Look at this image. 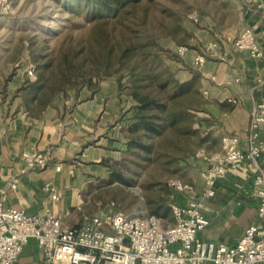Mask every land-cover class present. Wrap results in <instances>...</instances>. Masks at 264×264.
I'll return each mask as SVG.
<instances>
[{"label":"rangeland","instance_id":"1","mask_svg":"<svg viewBox=\"0 0 264 264\" xmlns=\"http://www.w3.org/2000/svg\"><path fill=\"white\" fill-rule=\"evenodd\" d=\"M242 5V0H131L114 12L90 11L75 0H13L11 12L0 18L1 103L9 115L15 112L8 108L12 105L36 118L47 107L67 112L95 94L113 95L116 112L105 127L91 128L81 146L99 141L106 155L93 162L82 151L66 162L79 175L89 206L94 201L126 213L156 214L163 226L171 225L170 204L177 191L169 181L190 183L198 167L195 153L217 146L209 130L200 68L191 62V54H207L210 39L222 38L225 31L232 42L243 23ZM181 45L187 47L183 54L176 51ZM91 62L99 71L89 86ZM17 71L37 87L66 72L75 84L53 94L50 104L39 110L33 100L27 104L34 95L29 89H15L10 96L5 91L6 81ZM133 89L164 104L145 112L162 121L159 135L128 130L137 104Z\"/></svg>","mask_w":264,"mask_h":264},{"label":"crops","instance_id":"2","mask_svg":"<svg viewBox=\"0 0 264 264\" xmlns=\"http://www.w3.org/2000/svg\"><path fill=\"white\" fill-rule=\"evenodd\" d=\"M241 8L243 23L240 29L256 24V36L264 48L263 11L244 4ZM231 39L228 31L223 33L222 38L210 39L206 47V61L200 67L201 89L207 99L209 130L213 132L211 136L217 144L212 150L200 149L206 154L219 150L222 132L238 135L242 144H245L250 111L263 91L257 78L263 74L264 58H249L233 47ZM211 43L215 46L210 47ZM197 53L191 54L192 63ZM6 67L8 70L9 63H6ZM22 72L17 71L6 81L4 87L8 96L24 82ZM1 89L0 85V194L7 192L5 206L24 208L30 215L42 213L45 207H50L63 215L64 225L76 226L83 213L95 212L101 206L94 201L89 206V200L83 199V183L77 173L73 175V165L66 161L82 151L86 160L93 162H99L101 156L106 155L104 144L99 141L84 148L81 146L89 139L90 135L87 134L91 128L95 125L96 128L101 125L105 127L107 118L116 112L114 96L95 94L67 112L61 107H47L41 116L32 118L25 115L23 107L12 109V105L8 108L15 112L7 114L6 107L1 103ZM230 98L237 102H230ZM260 132L264 133V125ZM99 135L97 133L95 137ZM22 151L46 153L49 166L43 170L26 169L20 158ZM197 162V172L190 182L195 196L200 195L203 187L200 173L207 165L202 158H197ZM57 164L61 165L59 171L55 170ZM254 175L243 164H237L231 165L226 175L216 181L215 195L203 200L204 213L209 222L198 233L202 240L232 245L243 235L245 228L256 220L257 198L252 187ZM13 176L18 178V185L10 189L8 183ZM46 181H51L57 187L60 195L58 201H52L43 190ZM185 198L184 193L177 191L172 203L183 204ZM167 226L170 225L164 227ZM174 247L171 245V248ZM16 263L48 264L34 238L28 239L23 245ZM201 264L213 263L204 261Z\"/></svg>","mask_w":264,"mask_h":264},{"label":"built area","instance_id":"3","mask_svg":"<svg viewBox=\"0 0 264 264\" xmlns=\"http://www.w3.org/2000/svg\"><path fill=\"white\" fill-rule=\"evenodd\" d=\"M244 5L264 13V0H242ZM13 0H0V18L12 10ZM195 21L196 14L191 15ZM256 24L241 28L232 41L233 47L251 59L264 58V48L255 30ZM215 44L211 43L210 47ZM186 46L177 47L183 54ZM206 53H197L193 65L200 68ZM33 74L32 68L27 70ZM257 81L262 95L255 101L247 127V138L227 132L220 133L218 151L206 154L201 150L197 158L207 162L201 170L203 187L200 195L192 193L193 186L181 179L169 181L176 191L185 194L183 204L170 205L173 223L164 227L155 214H131L114 210L112 205L101 206L92 213H83L76 226L64 225L63 215L50 207L42 213L30 215L24 208L6 207L7 192L0 194V264H17L23 245L34 238L48 264H263L264 263V71ZM230 102L236 103L234 98ZM20 158L26 169L43 170L49 157L41 151H22ZM243 164L252 170L253 192L257 198V218L232 245L202 240L198 233L208 224L203 200L215 195V183L228 172L231 165ZM57 164L55 170L59 171ZM18 178L11 177L8 188L15 189ZM43 190L52 201H58L57 187L46 181ZM171 245H175L171 248Z\"/></svg>","mask_w":264,"mask_h":264},{"label":"trees","instance_id":"4","mask_svg":"<svg viewBox=\"0 0 264 264\" xmlns=\"http://www.w3.org/2000/svg\"><path fill=\"white\" fill-rule=\"evenodd\" d=\"M76 4L82 3L87 10H101V9H112L114 12L118 8L123 7L125 4L129 3L131 0H75ZM130 50V47L123 49L119 55V59L123 56H126V52ZM96 62H91V72L89 77L86 80V84L89 86L93 85L92 74L99 71V67L96 65ZM73 70V69H71ZM107 74V73H106ZM73 77L69 73H65L63 77L59 79H45L37 87L36 83L25 81L23 85L17 88V93L23 90L29 89L34 95L28 100L34 101V106L39 110L50 104L53 94L64 90L65 88L74 85L75 82L72 81ZM131 95L137 101L136 112L132 115L134 121L128 125V130L136 131L142 129L145 133H150V135H159L163 130L162 121L152 119L150 116L146 115L145 112L151 111L154 109L162 108L164 104L159 103L154 97H151L148 93H141L136 89H133ZM30 108V107H29ZM157 118V117H156ZM160 119V118H157ZM132 140V139H131ZM139 143V141H135ZM139 145L143 146L142 143ZM118 181H122L121 177H118ZM156 215V214H155Z\"/></svg>","mask_w":264,"mask_h":264}]
</instances>
